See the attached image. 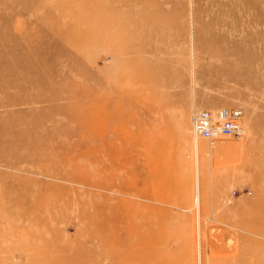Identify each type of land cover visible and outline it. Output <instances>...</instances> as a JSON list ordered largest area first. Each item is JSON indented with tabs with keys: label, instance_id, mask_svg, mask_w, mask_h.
<instances>
[{
	"label": "rangeland",
	"instance_id": "1",
	"mask_svg": "<svg viewBox=\"0 0 264 264\" xmlns=\"http://www.w3.org/2000/svg\"><path fill=\"white\" fill-rule=\"evenodd\" d=\"M0 264H264V0H0Z\"/></svg>",
	"mask_w": 264,
	"mask_h": 264
},
{
	"label": "built area",
	"instance_id": "2",
	"mask_svg": "<svg viewBox=\"0 0 264 264\" xmlns=\"http://www.w3.org/2000/svg\"><path fill=\"white\" fill-rule=\"evenodd\" d=\"M241 111L223 109L197 111L191 126L199 138L216 141L221 138H236L240 129Z\"/></svg>",
	"mask_w": 264,
	"mask_h": 264
},
{
	"label": "bare ground",
	"instance_id": "3",
	"mask_svg": "<svg viewBox=\"0 0 264 264\" xmlns=\"http://www.w3.org/2000/svg\"><path fill=\"white\" fill-rule=\"evenodd\" d=\"M125 5H126V3H124ZM127 6H129L128 5V2H127ZM208 54H209V52H208ZM153 79V78H152ZM162 83L163 84H166V81H162ZM219 108H210V109H205V110H210V111H214V110H218ZM232 110H238V111H240L239 109H232ZM195 114V113H194ZM194 114L192 115V117L194 116ZM191 117V120L193 119ZM107 123V122H106ZM97 124H98V126H99V128L100 129H102L103 127H108L104 122H102V123H99V122H97ZM241 126V125H240ZM97 128V127H96ZM192 132H193V134L195 135V137H198V135L195 133V131L193 130V128H192ZM242 127H240V129H239V132H238V136L240 135V134H242ZM238 136H236V138L238 137ZM208 141V140H207ZM208 142H210V143H214L215 141L213 140V141H208Z\"/></svg>",
	"mask_w": 264,
	"mask_h": 264
}]
</instances>
